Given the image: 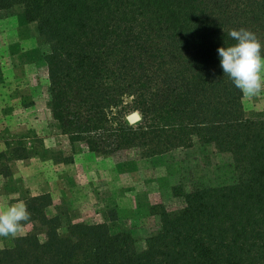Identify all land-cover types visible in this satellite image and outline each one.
Instances as JSON below:
<instances>
[{
  "label": "trees",
  "instance_id": "trees-1",
  "mask_svg": "<svg viewBox=\"0 0 264 264\" xmlns=\"http://www.w3.org/2000/svg\"><path fill=\"white\" fill-rule=\"evenodd\" d=\"M14 8L48 46L49 106L71 143L142 157L199 145L206 162L203 182L173 188L179 208H151L159 227L143 250L106 224L62 234L29 206L43 238L16 237L0 264H264V118L247 115L217 52L246 28L264 56V0H0Z\"/></svg>",
  "mask_w": 264,
  "mask_h": 264
},
{
  "label": "rangeland",
  "instance_id": "rangeland-1",
  "mask_svg": "<svg viewBox=\"0 0 264 264\" xmlns=\"http://www.w3.org/2000/svg\"><path fill=\"white\" fill-rule=\"evenodd\" d=\"M47 52L20 8L0 10V211L23 201L28 210L38 208L34 218L39 213L58 217L62 234L70 223L106 224L111 233L129 232L143 250L159 227L151 208L180 207L172 190L179 180L183 190L191 178L203 182L206 152L196 145L142 157L138 150L101 153L83 141L71 143L50 110ZM242 103L247 115L264 118V91L243 95ZM132 113L138 121H128ZM140 119L138 111L125 115L132 127ZM34 232L43 238L36 219L25 223L20 236ZM14 239L0 237V250Z\"/></svg>",
  "mask_w": 264,
  "mask_h": 264
},
{
  "label": "clouds",
  "instance_id": "clouds-1",
  "mask_svg": "<svg viewBox=\"0 0 264 264\" xmlns=\"http://www.w3.org/2000/svg\"><path fill=\"white\" fill-rule=\"evenodd\" d=\"M228 35L236 41L228 47L217 49L220 67L236 88L248 98L264 91V56L262 43L249 29H232ZM31 213L23 201L9 205L0 211V237L16 238L23 234Z\"/></svg>",
  "mask_w": 264,
  "mask_h": 264
},
{
  "label": "water",
  "instance_id": "water-1",
  "mask_svg": "<svg viewBox=\"0 0 264 264\" xmlns=\"http://www.w3.org/2000/svg\"><path fill=\"white\" fill-rule=\"evenodd\" d=\"M128 121L129 122H135V121H138L139 120V116L137 113H132L128 116Z\"/></svg>",
  "mask_w": 264,
  "mask_h": 264
}]
</instances>
